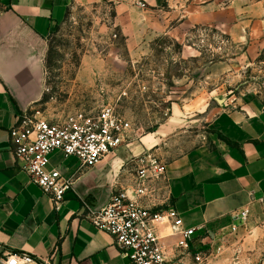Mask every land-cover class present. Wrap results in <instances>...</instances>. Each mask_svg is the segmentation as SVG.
Segmentation results:
<instances>
[{
    "label": "crops",
    "instance_id": "0c3cea01",
    "mask_svg": "<svg viewBox=\"0 0 264 264\" xmlns=\"http://www.w3.org/2000/svg\"><path fill=\"white\" fill-rule=\"evenodd\" d=\"M87 1L0 0V254H28L33 264H130L113 238L91 224L88 207H103L114 186L132 183L131 158L145 151L148 140L123 144L91 167L53 152L50 167L73 182L56 210L20 169L9 138L18 118L41 105L47 37L72 3ZM145 1L154 9L170 0ZM165 162L157 201L171 204L184 226L195 228L191 244L212 250L211 264H231L233 253L252 243L248 225L264 215V106L252 100L219 111L192 147ZM218 245L222 251L214 254Z\"/></svg>",
    "mask_w": 264,
    "mask_h": 264
},
{
    "label": "rangeland",
    "instance_id": "374dc122",
    "mask_svg": "<svg viewBox=\"0 0 264 264\" xmlns=\"http://www.w3.org/2000/svg\"><path fill=\"white\" fill-rule=\"evenodd\" d=\"M120 2L70 5L47 37V82L32 111L53 117L110 104L131 122L125 144L148 140L142 153L166 161L192 147L219 111L264 106V0ZM248 227L252 243L231 264H264V215Z\"/></svg>",
    "mask_w": 264,
    "mask_h": 264
},
{
    "label": "built area",
    "instance_id": "2783aa9c",
    "mask_svg": "<svg viewBox=\"0 0 264 264\" xmlns=\"http://www.w3.org/2000/svg\"><path fill=\"white\" fill-rule=\"evenodd\" d=\"M145 9V0H128ZM22 114L9 130V138L20 169L49 195L59 210L71 178H64L58 167H50V155L60 151L76 158L81 167H91L131 139L127 117L106 104L98 110L78 109L55 117ZM133 181L114 186L103 207H88V218L98 230L108 233L130 264H211L210 249L191 244L195 228H186L180 213L168 202H158L157 194L165 179L167 164L150 152L131 158ZM241 221L248 217L240 212ZM236 226L233 230H236ZM174 238V241L171 239ZM28 254L4 252L0 264H33Z\"/></svg>",
    "mask_w": 264,
    "mask_h": 264
}]
</instances>
